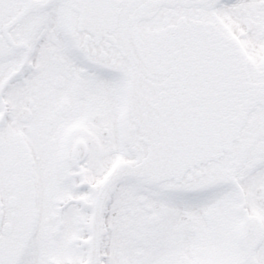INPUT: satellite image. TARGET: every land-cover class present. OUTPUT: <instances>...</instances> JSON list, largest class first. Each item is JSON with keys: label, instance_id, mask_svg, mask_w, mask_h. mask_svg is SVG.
<instances>
[{"label": "snow or ice", "instance_id": "6c2138e0", "mask_svg": "<svg viewBox=\"0 0 264 264\" xmlns=\"http://www.w3.org/2000/svg\"><path fill=\"white\" fill-rule=\"evenodd\" d=\"M0 264H264V0H0Z\"/></svg>", "mask_w": 264, "mask_h": 264}]
</instances>
